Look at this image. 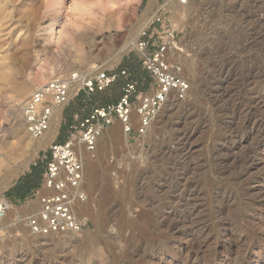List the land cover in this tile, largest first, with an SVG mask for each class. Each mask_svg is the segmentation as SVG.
I'll list each match as a JSON object with an SVG mask.
<instances>
[{
  "label": "rangeland",
  "instance_id": "374dc122",
  "mask_svg": "<svg viewBox=\"0 0 264 264\" xmlns=\"http://www.w3.org/2000/svg\"><path fill=\"white\" fill-rule=\"evenodd\" d=\"M62 2L0 0V76L13 78L0 77V199L66 139L76 115L108 105L123 82L80 93L44 146L26 133L14 84L28 88L26 100L54 75L97 66H135L144 79L135 45L164 6L191 90L172 95L129 148L121 123L100 137L85 157L92 214H80L83 232L34 235L13 224L16 211L0 220V264H264V0H74L64 14Z\"/></svg>",
  "mask_w": 264,
  "mask_h": 264
},
{
  "label": "built area",
  "instance_id": "2783aa9c",
  "mask_svg": "<svg viewBox=\"0 0 264 264\" xmlns=\"http://www.w3.org/2000/svg\"><path fill=\"white\" fill-rule=\"evenodd\" d=\"M177 1L181 5L189 3V0ZM179 43V32L166 20L165 7L161 6L135 45L141 67L150 78L146 92L140 89V82L129 69L109 72L103 66L90 72L59 73L37 87L22 108L25 130L32 141L42 140L51 130L56 111L66 108L80 93L92 96L120 80L123 82L117 103L94 108L84 117L76 115L68 126L66 139H55L50 144L41 161V183L20 206L26 207L25 210L18 211V205L7 197L0 199V220L16 211L13 224L25 227L34 235L83 232L87 221L80 215V209L89 201L84 190L85 157H95L100 137L117 122L122 124L130 142H140L172 95H184L191 90L184 65L178 60ZM76 86L78 90L71 99Z\"/></svg>",
  "mask_w": 264,
  "mask_h": 264
},
{
  "label": "bare ground",
  "instance_id": "6f19581e",
  "mask_svg": "<svg viewBox=\"0 0 264 264\" xmlns=\"http://www.w3.org/2000/svg\"><path fill=\"white\" fill-rule=\"evenodd\" d=\"M74 0H63V4L61 3V11L63 10V11H66L68 8H72V7H70V6H72L73 4L72 3H74L75 4V2H73ZM54 3V2H53ZM53 3H52V5H53ZM55 6L53 5V7L52 8H54ZM51 8V7H50ZM57 8H58V6H57ZM75 8V7H74ZM74 8H73V10H74ZM77 8V7H76ZM53 10V9H52ZM60 11V12H61ZM63 11H62V13H63ZM56 12V11H55ZM67 12V11H66ZM65 12V13H66ZM68 13V12H67ZM60 14V13H59ZM64 14V13H63ZM57 15V14H56ZM66 15V14H65ZM68 15V14H67ZM60 17H61V15H60ZM60 17H59V21H60ZM63 17V16H62ZM66 18L68 17V16H65ZM65 19V18H64ZM61 20H63V19H61ZM60 23V22H59ZM150 23V22H149ZM148 23V24H149ZM147 24V25H148ZM57 25H58V20H57V18H55V19H53L52 20V23H51V25H50V27L46 30V31H49L52 35H53V38H56L55 36H56V34L58 33V32H56V27H57ZM71 24L69 23L67 26H70ZM142 31V30H141ZM62 35H64V32L62 33L61 32V35L58 37V39H54V41H56L57 42V40L59 41L60 39H62ZM52 37V36H51ZM61 37V38H60ZM51 39V38H50ZM83 39V37L82 38H80V40H82ZM77 43V42H76ZM134 43V42H133ZM56 44V43H55ZM59 44V43H58ZM96 44V43H95ZM135 45V44H134ZM93 47V46H92ZM95 47H96V45H95ZM24 48V47H23ZM26 48V47H25ZM130 49V46L128 47H125L122 51H121V54H119L120 56H118V58H117V60H116V62L118 63V60L122 57V55L123 54H125V53H127L128 51H130L129 50ZM182 49H180V51H181ZM28 55V54H27ZM180 56H182V55H180ZM184 58V57H183ZM181 59V58H180ZM24 60H25V62L27 63V61H28V57L25 55V58H24ZM115 60V59H114ZM179 60V59H178ZM90 61V60H89ZM81 62H82V60H81ZM112 62V61H111ZM115 62V63H116ZM78 63H79V61H78ZM90 69V68H89ZM93 70V69H92ZM88 71V70H87ZM1 79L3 80V82H12L13 81V78H12V76L10 75V74H8V73H3L1 76ZM41 77H43V76H41ZM44 78V77H43ZM42 80V79H41ZM38 81H39V79H38ZM17 82V81H16ZM6 83V84H7ZM13 83V82H12ZM10 84V83H9ZM13 85V84H12ZM15 86H14V90H16V98L15 97H13V99H17V101H19L20 103H21V107L23 108V105H24V103H22V101L23 100H25V98L28 96V88L26 89V88H22V87H20L18 84H14ZM11 86V85H10ZM78 87L79 86H76L75 88H74V90L72 91V94H71V99H73L74 97H75V93L77 92V90H78ZM4 89H6V88H4ZM13 90V89H12ZM13 90V91H14ZM9 91H11V90H9ZM12 93V92H11ZM13 95V94H12ZM174 95V94H173ZM8 97H9V95H8ZM174 99V97H171L170 98V100H169V102L166 104V106H168V105H171V103H173L171 100H173ZM220 99V98H219ZM183 100H184V98H183ZM182 100V98H180V101H182V102H184ZM18 102V103H19ZM187 102V101H186ZM20 105V104H19ZM174 106V105H173ZM172 106V107H173ZM171 107V108H172ZM62 110H63V108H60V109H58L57 111H56V113H55V116H54V121H53V123H52V126H51V130H50V132H48L47 134H46V136L44 137V139L42 140V146H44L45 144H47V143H49L50 141H52V140H54V138H55V136L57 135V133H58V129H59V124H60V121H61V113H62ZM192 118V114H188V112H187V114H186V116H185V119H184V121L183 122H185V123H188V121L190 120ZM191 123V122H190ZM129 138H128V136H125V143H126V147L127 148H129V146H128V143H129ZM189 140V139H188ZM48 145V144H47ZM185 148V147H184ZM142 150V149H141ZM186 150V149H185ZM129 151V150H128ZM129 152H131V150L129 151ZM190 154V151L189 152H187L186 153V155H189ZM91 159V158H90ZM92 162V161H91ZM87 163H88V161H87ZM15 177V176H14ZM8 181V180H7ZM10 181V180H9ZM3 185H6V184H3ZM3 187V186H2ZM5 187V186H4ZM89 207H82L81 209H80V214L82 213V215L83 216H85V217H90V215L92 214V210H90V209H88Z\"/></svg>",
  "mask_w": 264,
  "mask_h": 264
},
{
  "label": "trees",
  "instance_id": "16d2710c",
  "mask_svg": "<svg viewBox=\"0 0 264 264\" xmlns=\"http://www.w3.org/2000/svg\"><path fill=\"white\" fill-rule=\"evenodd\" d=\"M137 69L138 68H136L135 66H130L129 70L134 76V78H136L140 82L141 84L140 89H147L150 85V78L149 76H147V73L145 72L143 74L144 79H140V78L138 79L136 75ZM121 95H122V92L119 96H116L113 99L109 100L107 102L109 103L108 105L117 103ZM42 172H43L42 166H39V165L34 166L29 174H27L26 176L20 179V182L17 188L11 190V192L9 193V197L13 198L16 196L19 198L20 197L25 198L26 194H28L31 190L37 189L41 183Z\"/></svg>",
  "mask_w": 264,
  "mask_h": 264
},
{
  "label": "crops",
  "instance_id": "0c3cea01",
  "mask_svg": "<svg viewBox=\"0 0 264 264\" xmlns=\"http://www.w3.org/2000/svg\"><path fill=\"white\" fill-rule=\"evenodd\" d=\"M91 113V112H90ZM89 113V114H90ZM88 115V114H87ZM87 115H85V116H87ZM84 117V116H83ZM71 123V122H70ZM70 123H68V125H70ZM118 123V122H117ZM116 123V124H117ZM115 124V125H116ZM114 125V126H115ZM114 126H112V127H114ZM111 127V128H112ZM110 129V128H109ZM59 141V140H58ZM63 141V140H62ZM19 182H20V180L16 183V185L14 186V188L13 189H15V188H17V186H18V184H19ZM36 191V189H34V190H31L28 194H26V197L25 198H19V197H13V198H11V197H8V199L10 200V199H12V200H19V201H26V200H28V199H30L32 196H33V193ZM12 200H10V201H12Z\"/></svg>",
  "mask_w": 264,
  "mask_h": 264
}]
</instances>
